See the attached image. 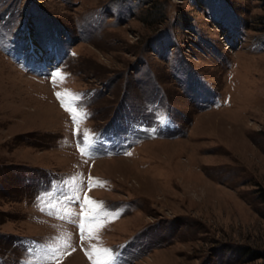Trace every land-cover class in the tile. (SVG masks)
I'll use <instances>...</instances> for the list:
<instances>
[{
  "label": "rangeland",
  "instance_id": "obj_1",
  "mask_svg": "<svg viewBox=\"0 0 264 264\" xmlns=\"http://www.w3.org/2000/svg\"><path fill=\"white\" fill-rule=\"evenodd\" d=\"M0 37V264H45L62 233L48 264H92L93 246L117 264H264V0H0ZM73 177L118 213L97 238L81 240Z\"/></svg>",
  "mask_w": 264,
  "mask_h": 264
},
{
  "label": "snow or ice",
  "instance_id": "obj_2",
  "mask_svg": "<svg viewBox=\"0 0 264 264\" xmlns=\"http://www.w3.org/2000/svg\"><path fill=\"white\" fill-rule=\"evenodd\" d=\"M0 42H2V37H0ZM52 78L53 85L57 82H63L66 79V74H63L59 71H54L50 74ZM57 99L61 103V107L64 108L70 115L74 128H78L79 124L83 120L87 119L88 114L84 112L82 107H78V101L82 99V95L79 93H72L69 90H64L63 92L55 93ZM92 134L90 131L84 132V143L85 147L78 149L84 155H89L87 152V146L91 143ZM79 177H73L71 180L66 181L65 184L68 186L69 190L73 193V196L70 198L76 202L80 203L81 213L79 224L77 225L80 229L81 240L87 238L93 239L97 238V231L103 227L104 223L115 218L118 213H113L104 208L103 202L93 201L87 195L84 196L83 201L79 200V189L77 187L76 181ZM104 182L94 181V178L89 177V189L93 186H103ZM40 199V197H38ZM51 200V197H49ZM57 204H61L60 207H57ZM45 210L44 208L41 209ZM49 215H54L58 219H63L70 221L71 216L74 213L71 212L70 207L63 205L61 201H57L52 204L51 210L48 211ZM72 222V221H70ZM70 237L66 233H62L59 237L55 238V242L47 245L42 248L43 260L45 264H48L50 261H57L61 255V250L69 246ZM30 252L32 250H29ZM86 255L89 256V259L92 261V264H117L119 259L118 254L112 249L99 248L93 246L89 252H86ZM23 264H35V260H25Z\"/></svg>",
  "mask_w": 264,
  "mask_h": 264
},
{
  "label": "bare ground",
  "instance_id": "obj_3",
  "mask_svg": "<svg viewBox=\"0 0 264 264\" xmlns=\"http://www.w3.org/2000/svg\"><path fill=\"white\" fill-rule=\"evenodd\" d=\"M29 47H30V50H34V51L36 50V48H38V46H36V44L32 41L29 43Z\"/></svg>",
  "mask_w": 264,
  "mask_h": 264
}]
</instances>
